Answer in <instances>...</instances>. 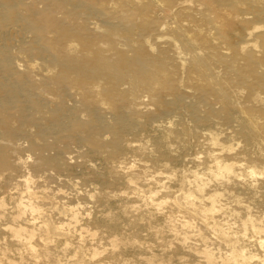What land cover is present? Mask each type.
I'll use <instances>...</instances> for the list:
<instances>
[{"label": "bare ground", "instance_id": "obj_1", "mask_svg": "<svg viewBox=\"0 0 264 264\" xmlns=\"http://www.w3.org/2000/svg\"><path fill=\"white\" fill-rule=\"evenodd\" d=\"M2 155L0 264H264V0H0Z\"/></svg>", "mask_w": 264, "mask_h": 264}, {"label": "rangeland", "instance_id": "obj_2", "mask_svg": "<svg viewBox=\"0 0 264 264\" xmlns=\"http://www.w3.org/2000/svg\"><path fill=\"white\" fill-rule=\"evenodd\" d=\"M28 154L29 153H27L26 156ZM1 171L5 172V174H6V177L4 179V183L7 184L6 186L11 187V189H14V187L16 186V183L19 186L23 184L22 183L23 182V178H21V177L20 178H17V179H10L9 175L12 173V168H11V165L8 163V159H7V157L5 155H2L1 156V159H0V172ZM5 181H7L8 183L5 182ZM42 181L40 179H38V178L35 179V182H37V184H36L37 186H39L42 183ZM1 183H3V182H1ZM58 184L59 183L57 181V182L52 183L51 186H53V187H59ZM60 187H61V189L63 191V194H64V195H62V197L63 198H64V196L66 197V198L63 199V201L64 200L65 201H67V200H76L77 194L83 193V191H84V190H82L83 189L82 186H78L77 188H73L71 186L61 185ZM112 195H120V191L114 190L113 193H112ZM83 203H85V204L87 203L86 207L88 206L89 209H90V207L93 208L95 206V204L92 203V201H89L88 199L87 200L84 199L83 200ZM119 206L120 205H117V207H119ZM116 210H117V212H116ZM120 211H121V208H115V211L114 212L119 213ZM132 215L133 214L131 213V216ZM197 225H198V227H201L200 221H197ZM132 228H133V225L131 226V229ZM132 231H136V229L135 230L132 229ZM203 233L207 234V236L211 238V241H210L211 243H215V238H214L213 235H211L209 232H207L205 230L203 231ZM165 234L166 235H169L167 232ZM170 239H171V241H170ZM250 239L251 238H249V241H252V242L255 241V238L254 239L252 238L251 240ZM174 241L175 240L172 237H167V244L166 245H168V244L170 245L171 244V249H170V246L164 248L165 251H167V253H166L167 255H165L166 260L169 259L168 258V255H169L168 253L172 249H173V251H175V249H176V247L178 245L177 241H175V242ZM192 243L198 244V242L196 241V238H195L194 241H192ZM144 244L147 247L150 246V247H152L154 249H157V250L160 249L161 250V247L157 243V240L152 239L150 237H148L147 240H145ZM172 247H175V249L172 248ZM212 247L218 248V245L216 244L215 246H212ZM183 257L185 258V260H184ZM180 258H182V259H180ZM186 258H187V260H186ZM131 262H132V264H143L142 261H141V258L139 257V255L138 254H135V253L133 255L131 254ZM173 264H205V260L202 257H200L198 255H194V254H180L178 257L173 258Z\"/></svg>", "mask_w": 264, "mask_h": 264}]
</instances>
